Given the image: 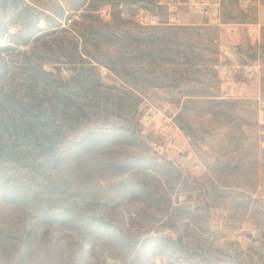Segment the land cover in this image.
<instances>
[{"label": "rangeland", "instance_id": "rangeland-1", "mask_svg": "<svg viewBox=\"0 0 264 264\" xmlns=\"http://www.w3.org/2000/svg\"><path fill=\"white\" fill-rule=\"evenodd\" d=\"M0 264H264V0H0Z\"/></svg>", "mask_w": 264, "mask_h": 264}, {"label": "built area", "instance_id": "built-area-1", "mask_svg": "<svg viewBox=\"0 0 264 264\" xmlns=\"http://www.w3.org/2000/svg\"><path fill=\"white\" fill-rule=\"evenodd\" d=\"M241 7H248L251 3V0H238ZM214 15L217 16V12H214ZM216 22H219V19L216 20ZM233 94V93H231ZM164 124V130H166L167 133H171L173 131V126L171 124V120L167 117L165 119ZM179 130V129H178ZM175 134L169 135L167 138V146L163 147L160 146L159 149L161 150V153H166L167 155H171L173 159H176L177 162H181V160L186 159L190 166L192 167H198V160L191 152L186 151L184 149H181L175 142Z\"/></svg>", "mask_w": 264, "mask_h": 264}]
</instances>
